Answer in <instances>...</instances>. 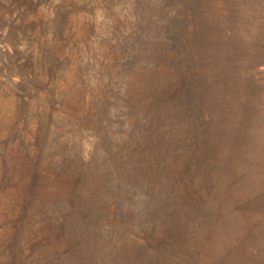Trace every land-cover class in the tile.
I'll list each match as a JSON object with an SVG mask.
<instances>
[{"label": "rangeland", "instance_id": "obj_1", "mask_svg": "<svg viewBox=\"0 0 264 264\" xmlns=\"http://www.w3.org/2000/svg\"><path fill=\"white\" fill-rule=\"evenodd\" d=\"M0 264H264V0H0Z\"/></svg>", "mask_w": 264, "mask_h": 264}]
</instances>
